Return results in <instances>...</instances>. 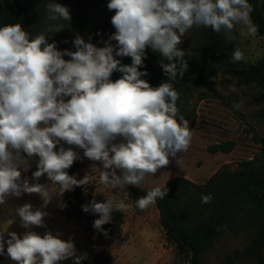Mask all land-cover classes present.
I'll list each match as a JSON object with an SVG mask.
<instances>
[{
	"label": "clouds",
	"instance_id": "9594fccd",
	"mask_svg": "<svg viewBox=\"0 0 264 264\" xmlns=\"http://www.w3.org/2000/svg\"><path fill=\"white\" fill-rule=\"evenodd\" d=\"M107 8L114 11L115 32L102 41L103 47L77 35L72 41L75 50L61 51L55 41L48 42L49 34L33 37L20 23L0 26V205L10 197L38 194L41 207L24 203L15 209L25 229L46 227L48 213L43 209L54 197L89 184L88 174L77 179L67 171L82 159L74 149L99 162L102 167L94 163L92 168L100 170V183L116 191L144 183L173 160L179 165L192 139L189 121L178 115L179 93L173 85L188 70L185 52L178 47L182 37L193 27L210 28L229 42L236 40L237 25L242 36L258 31L249 0H109ZM47 12L50 21L71 19L69 8L59 3L47 4ZM61 29L50 26L47 31ZM149 46L162 56L160 67L167 77L156 87L142 78L149 73L139 70ZM116 57H130L131 64ZM244 59L237 45L230 62ZM114 72L122 75L113 81ZM34 157L37 170L30 182L22 172L31 168ZM45 176L50 183H39ZM167 193L154 187L135 206L145 210ZM211 200V194L201 196L202 203ZM58 207L66 205L60 202ZM127 207L123 200L98 202L93 197L82 210L98 216L93 228L107 236L102 226L112 221L113 211ZM7 235L6 254L16 264H59L69 258L81 264L87 258L59 232ZM4 254L0 232V255Z\"/></svg>",
	"mask_w": 264,
	"mask_h": 264
},
{
	"label": "trees",
	"instance_id": "16d2710c",
	"mask_svg": "<svg viewBox=\"0 0 264 264\" xmlns=\"http://www.w3.org/2000/svg\"><path fill=\"white\" fill-rule=\"evenodd\" d=\"M55 2L71 9V19L62 18L48 20L47 4ZM109 0H0V26L5 24H22L25 31L31 36L38 35L46 25L60 26L64 35H69L71 42L77 35L97 47H103L102 41L115 32L111 24L114 11L107 8ZM254 6L251 19L258 26V35L264 39V0H249ZM33 5L38 9L32 11ZM199 33V42L196 49L185 54L188 70L183 80L173 82L179 93L177 107L178 115L189 121V125L196 123L198 112L197 104L192 101L197 97L201 85L209 83L218 74L219 68H231L242 74V80L247 85L258 84L264 86V54L254 65L244 60L238 63L230 62L234 47L241 44L236 40L229 42L223 34H217L210 28H196ZM235 34V33H234ZM116 44L115 41H112ZM122 64H131L130 57H116ZM162 56L152 49H145V58L140 71H147L148 76L142 77L153 87L167 80L160 61ZM168 63L167 60L163 61ZM121 73L114 72L111 79L121 77ZM236 146L233 141L215 144L209 148L214 153H231ZM35 162V157L30 161ZM69 175L82 179L81 165L78 161L68 170ZM42 178V177H41ZM168 189L167 196L157 199L154 203L159 215L160 225L167 241L172 244L178 255L185 258L187 264H202V256L211 250L219 238L227 233H237L250 229L255 232L252 241L238 255L239 258H254L264 264V163H257L256 159L245 161L241 168L231 171L224 168L212 175L207 182L195 184L183 177H174L161 188ZM129 197L135 205L136 200L147 194L148 191L136 186H129ZM212 195L211 202H201L202 195ZM92 194H86L83 187H76L65 197V208H60V214L67 220L84 221L88 231L103 235L93 228V222L98 216L85 213L82 205L93 199ZM95 198V197H94ZM102 202V201H98ZM125 213L113 211L112 221L102 227L107 231V237L116 240L123 238V224ZM105 236V235H103ZM5 239V254L0 255V264L7 257ZM81 261L88 264L90 254ZM235 258L225 264H234Z\"/></svg>",
	"mask_w": 264,
	"mask_h": 264
},
{
	"label": "rangeland",
	"instance_id": "374dc122",
	"mask_svg": "<svg viewBox=\"0 0 264 264\" xmlns=\"http://www.w3.org/2000/svg\"><path fill=\"white\" fill-rule=\"evenodd\" d=\"M38 9L33 5L32 11ZM74 10V7L71 6ZM70 9V10H71ZM50 25L44 26L40 33L48 35V42L55 41L59 50L74 51L69 35L61 31L48 33ZM241 26L235 28L236 40L241 44L244 61L256 64L264 54V39L256 33L255 36L240 35ZM247 33V29L244 28ZM39 33V34H40ZM235 40V41H236ZM182 43L178 46L185 54L197 48L199 33L196 27L189 30ZM152 49L150 46L147 47ZM64 59H70L65 56ZM197 96L204 99L198 102L197 97L192 106L197 104L198 117L196 123L190 126L192 139L188 150L181 155L178 165L174 160L165 168L160 169L154 176L146 178L145 182L136 186L149 191L154 187H163L174 177H183L195 184H203L221 169L228 168L235 171L241 168L245 161L256 159L257 163H264V86L258 84L247 85L242 80V74L231 68H219L217 76L209 83L199 87ZM239 105V107H236ZM227 141L236 143L229 154L214 153L209 148L215 144ZM65 148L69 147L64 145ZM59 145L57 146V150ZM76 150L82 159L77 160L84 176L88 174L89 184L84 188L86 194H92L97 201L113 199L123 200L127 209L124 211L123 238L116 240L112 237L97 235L88 231L84 221L67 220L60 214L58 204L64 202L70 191L61 197H54L53 201L43 210L48 213L44 218L46 227L32 226L25 229L20 226V218L15 209L24 203H31L35 208L41 207L42 201L38 194H23L21 197H10L5 205H0V232H16L21 236L25 231H35L41 236L51 231L54 235L61 233L60 238L74 242L78 255L90 254L88 264H187L185 258L178 255L175 247L170 244L160 225V215L152 204L145 210L138 209L129 197V190H111L99 181L100 170L92 168L95 163L83 157V151ZM35 162L22 176L32 182V172L36 171ZM39 183H50L46 176L40 178ZM58 190V188H57ZM255 232L250 229L237 233H227L215 246L202 256V264H225L235 258L234 264H260L254 258H239L238 255L252 241ZM264 256V251H263ZM1 264H16L6 257ZM59 264H73V259L61 261Z\"/></svg>",
	"mask_w": 264,
	"mask_h": 264
}]
</instances>
